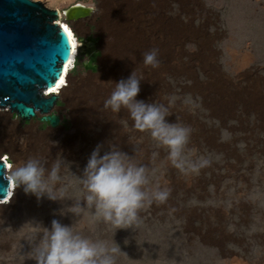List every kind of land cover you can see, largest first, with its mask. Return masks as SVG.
Here are the masks:
<instances>
[{
    "label": "rangeland",
    "instance_id": "1",
    "mask_svg": "<svg viewBox=\"0 0 264 264\" xmlns=\"http://www.w3.org/2000/svg\"><path fill=\"white\" fill-rule=\"evenodd\" d=\"M34 1L63 20L72 6L95 9L71 24L98 42L101 55L96 71L70 72L54 111L58 127L0 108V159L15 167L38 158L49 169L61 161L64 196L37 200L14 180L15 196L0 201V264H35V245L53 219L118 247L115 264H264V0ZM153 49L159 66L146 67ZM77 54L75 65L79 47ZM133 71L142 78L137 99L164 105L168 122L191 129L186 156L208 161L197 172L172 166L126 109L105 108L115 82ZM101 143L132 155L153 186L169 192L164 202L145 203L130 228L96 218L83 200L80 175ZM80 204L81 215L68 213Z\"/></svg>",
    "mask_w": 264,
    "mask_h": 264
},
{
    "label": "clouds",
    "instance_id": "2",
    "mask_svg": "<svg viewBox=\"0 0 264 264\" xmlns=\"http://www.w3.org/2000/svg\"><path fill=\"white\" fill-rule=\"evenodd\" d=\"M76 36L83 46L77 31ZM159 63L158 49L144 54L146 67L156 68ZM75 66L74 63L71 71ZM141 80L133 71L127 79L115 82V89L105 101V108L114 113L126 109L136 130L149 132L159 145L167 149V158L172 166L181 172H197L208 161L194 162L186 156L191 129L168 122L166 117L169 110L164 105L137 99ZM5 162H8L7 159ZM11 175L26 194L34 195L37 200H64L57 188L62 181L59 160L49 169L40 159L31 158L18 163ZM80 183L85 190L83 200L86 207L94 209L96 218H102L117 230L132 227L145 203L151 204L153 200L164 202L169 195L168 190L162 189L158 182L153 186L145 165L136 162L132 155L115 144L105 148L101 143L93 149L80 175ZM83 208L81 204L70 205L68 213L79 216ZM61 215H64L62 211ZM119 251L118 247L93 241L74 232L72 226L53 219L50 227L44 226L41 238L35 245L33 259L35 264H115L114 256Z\"/></svg>",
    "mask_w": 264,
    "mask_h": 264
},
{
    "label": "water",
    "instance_id": "3",
    "mask_svg": "<svg viewBox=\"0 0 264 264\" xmlns=\"http://www.w3.org/2000/svg\"><path fill=\"white\" fill-rule=\"evenodd\" d=\"M67 51L43 5L0 0V102L33 114L46 111L55 98L41 97L38 89L57 78V66ZM7 171V163L0 159V201L12 189Z\"/></svg>",
    "mask_w": 264,
    "mask_h": 264
},
{
    "label": "bare ground",
    "instance_id": "4",
    "mask_svg": "<svg viewBox=\"0 0 264 264\" xmlns=\"http://www.w3.org/2000/svg\"><path fill=\"white\" fill-rule=\"evenodd\" d=\"M30 1L43 5L47 10L51 12L52 23L55 25V27L58 29V31L62 35L63 40L68 48L65 60L60 61L57 66V78L53 82H51L48 86H40L38 89L41 97L46 98V99L54 97L55 100L53 101L52 105L46 111L35 113V114L26 112L24 110H18L11 103H6V102H0V108L10 109L11 112L16 113L20 118L24 120H32L34 118L39 117L42 122L48 123L50 126L56 128L61 124L62 118L58 113H55L54 111L56 107L58 106L60 95H62L64 91L67 89V86H68L67 84L69 82V75H70L71 70L74 67L75 58L78 53V47L80 48V41L77 40V36L74 30L67 23L71 24L72 21H77L78 19L79 20L84 19L82 21L86 22V20L89 19L90 16H92L95 9H93L92 7L85 6L83 4L72 6L70 7V9L65 11L64 20L66 23H63L61 21L62 20L61 18H63V14L61 11L57 9L49 8L48 6H46V4H44L41 1H34V0H30ZM57 21H59V23H57ZM61 23H63V26H66L68 30L72 33L71 40L75 41V44H76L75 49L70 44L67 43L68 38L65 35H63ZM86 26L88 29L90 28L89 25L86 24ZM76 27L75 29L77 31ZM79 38L83 42V46L81 47V50H80L81 52L80 53V56H81L80 63L82 65L76 64L74 71H76L78 75L85 74L87 71H90V70L96 71L97 70L96 64H97L99 56L101 55V52L98 50V42L93 37H91V35L90 37H81L79 35ZM70 61L71 63H69ZM65 68H66V71L64 70ZM61 77L63 78L62 82L60 79ZM57 85H59V87H57ZM49 88H55V91L50 92ZM19 163H20V159H19ZM7 167H8V170H10V172H13V170L15 169V167L10 165L8 162H7ZM11 182H12V189L9 193V197L12 199L15 196L13 192L16 191V183L14 179H11ZM9 197L5 200V202L10 201Z\"/></svg>",
    "mask_w": 264,
    "mask_h": 264
},
{
    "label": "snow or ice",
    "instance_id": "5",
    "mask_svg": "<svg viewBox=\"0 0 264 264\" xmlns=\"http://www.w3.org/2000/svg\"><path fill=\"white\" fill-rule=\"evenodd\" d=\"M57 23H59V21H57ZM62 30H63V35H65L68 39H67V43L70 44L73 47V41L71 40L72 37V33L68 30V28L66 26H61ZM66 71V68L64 69ZM61 82L63 80V78L61 77ZM57 87H59V85H57ZM50 92H54L55 88H49Z\"/></svg>",
    "mask_w": 264,
    "mask_h": 264
},
{
    "label": "built area",
    "instance_id": "6",
    "mask_svg": "<svg viewBox=\"0 0 264 264\" xmlns=\"http://www.w3.org/2000/svg\"><path fill=\"white\" fill-rule=\"evenodd\" d=\"M63 23H66L64 20L62 21ZM63 23H61V25L63 26ZM69 26H71V28L74 30V32H75V34H76V29H75V27L72 25V24H70V23H67ZM82 46V44L80 43V47Z\"/></svg>",
    "mask_w": 264,
    "mask_h": 264
},
{
    "label": "trees",
    "instance_id": "7",
    "mask_svg": "<svg viewBox=\"0 0 264 264\" xmlns=\"http://www.w3.org/2000/svg\"><path fill=\"white\" fill-rule=\"evenodd\" d=\"M80 59H81V56H80ZM77 64H80V65H82L81 63H80V60L78 61V63Z\"/></svg>",
    "mask_w": 264,
    "mask_h": 264
}]
</instances>
